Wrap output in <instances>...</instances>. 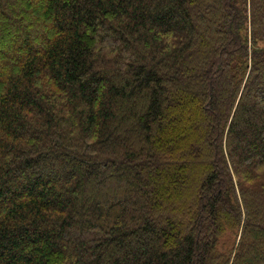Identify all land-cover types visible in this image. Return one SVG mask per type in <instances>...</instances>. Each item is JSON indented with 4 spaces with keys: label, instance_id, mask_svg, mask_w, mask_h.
I'll return each instance as SVG.
<instances>
[{
    "label": "trees",
    "instance_id": "obj_1",
    "mask_svg": "<svg viewBox=\"0 0 264 264\" xmlns=\"http://www.w3.org/2000/svg\"><path fill=\"white\" fill-rule=\"evenodd\" d=\"M0 264H264V0H0Z\"/></svg>",
    "mask_w": 264,
    "mask_h": 264
}]
</instances>
